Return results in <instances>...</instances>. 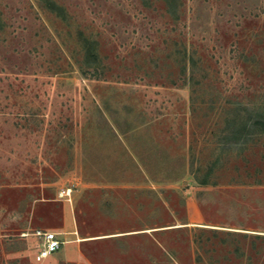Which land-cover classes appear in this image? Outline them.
<instances>
[{"label": "rangeland", "instance_id": "1", "mask_svg": "<svg viewBox=\"0 0 264 264\" xmlns=\"http://www.w3.org/2000/svg\"><path fill=\"white\" fill-rule=\"evenodd\" d=\"M261 114L264 0H0V264H264Z\"/></svg>", "mask_w": 264, "mask_h": 264}, {"label": "built area", "instance_id": "2", "mask_svg": "<svg viewBox=\"0 0 264 264\" xmlns=\"http://www.w3.org/2000/svg\"><path fill=\"white\" fill-rule=\"evenodd\" d=\"M39 235L42 239V243L36 255L37 260L46 258L48 255L58 251L61 245H63V242L57 238V234L54 232H43Z\"/></svg>", "mask_w": 264, "mask_h": 264}, {"label": "bare ground", "instance_id": "3", "mask_svg": "<svg viewBox=\"0 0 264 264\" xmlns=\"http://www.w3.org/2000/svg\"><path fill=\"white\" fill-rule=\"evenodd\" d=\"M180 225H177V226H172L170 228H175V227H179ZM208 227H212V228H220V227H217V226H208ZM86 240H89V239H79L78 241H86Z\"/></svg>", "mask_w": 264, "mask_h": 264}, {"label": "trees", "instance_id": "4", "mask_svg": "<svg viewBox=\"0 0 264 264\" xmlns=\"http://www.w3.org/2000/svg\"><path fill=\"white\" fill-rule=\"evenodd\" d=\"M260 118L261 123H264V114H261V116H258L257 119ZM242 128H244V126L242 125ZM241 129V127H240ZM240 129H238V131H240Z\"/></svg>", "mask_w": 264, "mask_h": 264}]
</instances>
